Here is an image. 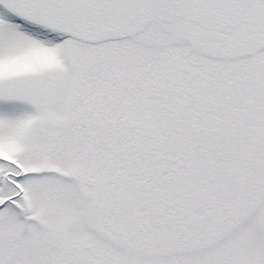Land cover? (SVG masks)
Returning <instances> with one entry per match:
<instances>
[{"label": "snow or ice", "instance_id": "6c2138e0", "mask_svg": "<svg viewBox=\"0 0 264 264\" xmlns=\"http://www.w3.org/2000/svg\"><path fill=\"white\" fill-rule=\"evenodd\" d=\"M0 264H264V0H0Z\"/></svg>", "mask_w": 264, "mask_h": 264}]
</instances>
